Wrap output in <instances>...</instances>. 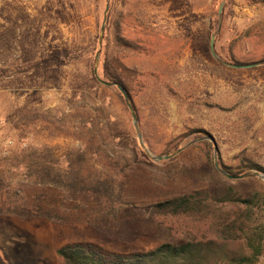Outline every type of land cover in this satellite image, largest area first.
<instances>
[{
    "label": "rangeland",
    "instance_id": "1",
    "mask_svg": "<svg viewBox=\"0 0 264 264\" xmlns=\"http://www.w3.org/2000/svg\"><path fill=\"white\" fill-rule=\"evenodd\" d=\"M103 61L130 94L143 147L119 90L91 80ZM0 123V160L47 147L125 200L107 213L77 196L55 222L0 216V264H62L56 251L69 243L124 254L212 237L208 221L153 206L234 183L217 178L209 140L188 145L206 135L195 131L213 136L232 173L245 159L264 166V0H0ZM133 142L154 157L183 149L161 161L146 153L153 166L142 167Z\"/></svg>",
    "mask_w": 264,
    "mask_h": 264
},
{
    "label": "trees",
    "instance_id": "2",
    "mask_svg": "<svg viewBox=\"0 0 264 264\" xmlns=\"http://www.w3.org/2000/svg\"><path fill=\"white\" fill-rule=\"evenodd\" d=\"M90 75L94 84L100 85L93 75V63ZM101 78L120 82L106 61L102 62ZM116 92L123 100L122 94ZM130 102L133 105L131 97ZM195 133L196 137L202 136L201 133L207 135L205 131ZM133 145V162L137 166H153L147 154L136 143ZM46 148L29 147L1 159L3 167L10 165L14 170L10 178L0 170V216L61 221L60 205L68 206L77 196L89 198L107 213L122 206L125 200L120 188L96 176L81 175L77 162L57 159ZM218 163L230 175L264 173V166L249 159L242 162L237 173L229 171L219 157ZM216 176L227 181L225 176ZM56 190L65 194L61 202ZM153 207L159 213L187 217L193 222L208 221L213 236L190 234L180 242L164 241L146 250L124 254L105 252L91 244L69 243L57 249V257L62 264H256L264 256V181L259 177L237 179L233 184L221 183L213 192L208 187L193 190Z\"/></svg>",
    "mask_w": 264,
    "mask_h": 264
},
{
    "label": "water",
    "instance_id": "3",
    "mask_svg": "<svg viewBox=\"0 0 264 264\" xmlns=\"http://www.w3.org/2000/svg\"><path fill=\"white\" fill-rule=\"evenodd\" d=\"M108 8L109 7L107 5L106 11L104 13V21H103V24H102V27H101V32L102 33H103L104 27H105L106 12H107ZM210 46H211L212 54L215 55L214 49H213V37L211 38ZM223 64H225L227 66L235 67V68H250V67H253V66L261 64V62L249 63V64H240V63H233L232 64V63L223 62ZM94 77L100 84H102L104 86H107V87H116L120 91V93L122 94V96H123L128 108H129V110L131 112V116H132L133 121H134V127H135V130L137 132V137H138V140H139V144H140L141 147H143V142L141 140V135L139 134V131H138L137 117H136L134 108H133V106L130 103V97H129V94H128L127 90L125 89V87L123 85L117 83V82H109V81L103 80L98 75L97 67L94 68ZM199 140H209L213 144L214 152H215L214 153V166L222 175H224L228 179L237 180V179H242V178H245V177L256 176V177H259L260 179L264 180V174L258 173L257 171L246 172V173H243L241 175H230V174H228L225 170H223L219 166V163H218V160H217L218 148H217V144H216L215 139L213 138V136L207 134V135H205V136H203V137H201V138H199V139H197L195 141H192V142L188 143V145L191 144V143H194L196 141H199ZM182 149L183 148H179L175 153H172L170 155L158 156V157H154L147 150H146V153L153 160L161 161V160H167V159L173 157L175 154L179 153Z\"/></svg>",
    "mask_w": 264,
    "mask_h": 264
},
{
    "label": "built area",
    "instance_id": "4",
    "mask_svg": "<svg viewBox=\"0 0 264 264\" xmlns=\"http://www.w3.org/2000/svg\"><path fill=\"white\" fill-rule=\"evenodd\" d=\"M1 124V123H0Z\"/></svg>",
    "mask_w": 264,
    "mask_h": 264
}]
</instances>
